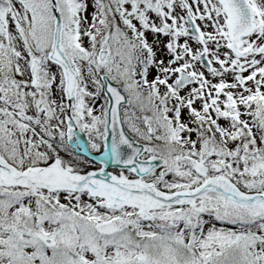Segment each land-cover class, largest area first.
<instances>
[{
	"label": "snow or ice",
	"instance_id": "1",
	"mask_svg": "<svg viewBox=\"0 0 264 264\" xmlns=\"http://www.w3.org/2000/svg\"><path fill=\"white\" fill-rule=\"evenodd\" d=\"M0 264H264V0H0Z\"/></svg>",
	"mask_w": 264,
	"mask_h": 264
}]
</instances>
